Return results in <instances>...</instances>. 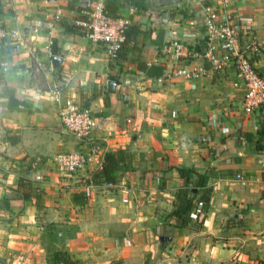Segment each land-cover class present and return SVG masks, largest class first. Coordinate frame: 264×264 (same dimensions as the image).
<instances>
[{
    "label": "crops",
    "instance_id": "crops-1",
    "mask_svg": "<svg viewBox=\"0 0 264 264\" xmlns=\"http://www.w3.org/2000/svg\"><path fill=\"white\" fill-rule=\"evenodd\" d=\"M83 2L0 0V79L26 105L8 110L0 82V264H51L57 251L72 264H264V108L244 114L234 67L200 58L201 19L218 0H104L140 33L112 67L103 46L64 31ZM228 11L240 50L261 37L262 0H230ZM251 61L264 77V49ZM65 99L90 110L97 148L74 174L53 162L81 148L59 120ZM119 150L114 182L85 197L104 154ZM176 169L211 189L202 217L182 227L169 225L174 195L198 186Z\"/></svg>",
    "mask_w": 264,
    "mask_h": 264
},
{
    "label": "built area",
    "instance_id": "built-area-1",
    "mask_svg": "<svg viewBox=\"0 0 264 264\" xmlns=\"http://www.w3.org/2000/svg\"><path fill=\"white\" fill-rule=\"evenodd\" d=\"M218 2V8L207 9L201 19L204 50L200 58L214 71L221 70L226 65L234 67L243 91L241 111L248 115L259 108H264V77L259 75L251 61L254 55L264 49V27L260 38L252 39L243 50H240L238 29L241 24L228 11L230 0ZM83 8L85 11L82 14L86 18L84 21L76 22V25L83 32L85 39L103 46L107 58L112 59L123 40L124 25L108 15L104 0H84ZM262 12L264 14V0ZM243 31L247 33V28ZM171 51L174 58L185 56L182 54L185 53V49L180 43H173ZM176 73L189 78L188 72L183 69H178ZM156 81L160 82L162 78ZM55 94L58 99L57 93ZM58 116L64 131L75 142L81 143V148L57 154L53 162L67 174H74L82 170L97 155V148L90 138L93 125L91 112L87 107H79L74 100L65 99L60 104ZM91 187L90 183L84 186L85 197L89 196ZM202 215V203L196 202L188 217L198 221Z\"/></svg>",
    "mask_w": 264,
    "mask_h": 264
},
{
    "label": "trees",
    "instance_id": "trees-1",
    "mask_svg": "<svg viewBox=\"0 0 264 264\" xmlns=\"http://www.w3.org/2000/svg\"><path fill=\"white\" fill-rule=\"evenodd\" d=\"M78 11L84 12V8L82 9L78 8ZM85 15L82 14L78 16L75 20L76 22H81L85 20ZM75 23L68 24L64 27V31L74 33L79 32L80 34H83L81 29L76 25ZM123 33V40L119 44L118 49L116 50L114 57L112 59H109L108 61V67H112L113 64L119 63L120 59L123 58L124 54L131 50V45H134L136 37L140 34L139 31L135 26H129L125 27L122 31ZM204 45V40H203ZM203 50L201 51L202 54ZM1 78V77H0ZM109 80L111 83L116 82V79L114 77H109ZM0 82L2 84V92L6 96L7 101V109L8 110H18L19 108H25V103L18 101L15 99L9 91L5 84L3 83L2 79H0ZM83 93H79V100L81 106L88 105V100H83ZM259 135L261 133H264L261 127H259V131H257ZM125 159L126 156L122 151H116L113 153H105L103 156V160L100 164L99 169L95 170L91 175L89 179V183L94 186L99 185H106V184H112L115 180L116 173L119 172L124 166H125ZM177 174L180 178L185 179L187 185H192L196 182H191L189 179L190 174L192 171L184 170V169H176ZM200 178V177H199ZM22 184V182L18 181V187ZM198 186V192H195L194 194L188 195L189 188L185 187L184 189L178 190L173 198L172 206L173 209L169 213V225L173 227H182L187 224V221L189 220V213L194 208V205L196 202L202 203V208L205 210L207 208L208 202H209V196L211 189L209 187L205 186V179L201 177V180L196 183ZM197 194V198L195 195ZM51 264H72V261L70 257L62 251L54 252L51 255Z\"/></svg>",
    "mask_w": 264,
    "mask_h": 264
},
{
    "label": "water",
    "instance_id": "water-1",
    "mask_svg": "<svg viewBox=\"0 0 264 264\" xmlns=\"http://www.w3.org/2000/svg\"><path fill=\"white\" fill-rule=\"evenodd\" d=\"M107 89H108L109 92H112V90H113V84L110 83V82H108L107 83Z\"/></svg>",
    "mask_w": 264,
    "mask_h": 264
}]
</instances>
